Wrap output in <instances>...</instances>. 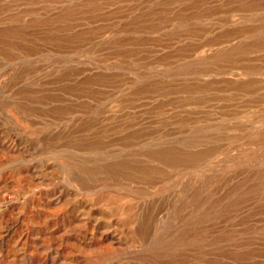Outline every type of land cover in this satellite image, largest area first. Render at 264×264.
<instances>
[{"label":"rangeland","instance_id":"obj_1","mask_svg":"<svg viewBox=\"0 0 264 264\" xmlns=\"http://www.w3.org/2000/svg\"><path fill=\"white\" fill-rule=\"evenodd\" d=\"M0 264H264V0H0Z\"/></svg>","mask_w":264,"mask_h":264}]
</instances>
